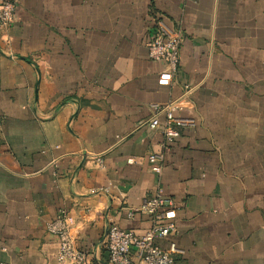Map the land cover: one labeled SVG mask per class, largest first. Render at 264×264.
Instances as JSON below:
<instances>
[{
	"label": "crops",
	"instance_id": "obj_1",
	"mask_svg": "<svg viewBox=\"0 0 264 264\" xmlns=\"http://www.w3.org/2000/svg\"><path fill=\"white\" fill-rule=\"evenodd\" d=\"M12 1L0 30V264H58L46 224L61 211L75 246L106 264L108 227L143 235L139 208L158 189L175 231L155 244L175 243L174 264H264V0ZM160 26L181 35L168 87L146 48ZM169 102L181 124L165 146L148 123Z\"/></svg>",
	"mask_w": 264,
	"mask_h": 264
},
{
	"label": "built area",
	"instance_id": "obj_2",
	"mask_svg": "<svg viewBox=\"0 0 264 264\" xmlns=\"http://www.w3.org/2000/svg\"><path fill=\"white\" fill-rule=\"evenodd\" d=\"M15 15L16 7L13 1L0 0V30L9 29L14 22ZM180 45L181 35L166 32L163 26H160L158 32L148 40L146 44L148 57L164 66L157 78L159 87L170 85L179 64ZM177 110L178 107L173 102L157 106L148 123V129L160 131L165 146L172 144L177 136L175 125L181 124L175 116ZM160 115L164 116L163 122L158 118ZM147 160L152 172L156 176L160 175L162 157L152 154L147 157ZM97 163L102 165L101 159H98ZM139 212L148 216L152 224L143 235H137L132 231L122 230L113 225L106 230L104 237V246L107 251L106 264H174L182 253L175 243L169 242L166 249L155 244L156 240L166 239L170 233L175 231L172 222V202L163 197L158 189L142 204ZM129 216H132V213H129ZM165 220L168 221L166 224L158 223ZM73 224V219L63 211L58 213L53 221L46 224V231L58 239L57 263L102 264L86 251L79 250L75 246L71 234ZM134 257L138 259L137 263L133 262Z\"/></svg>",
	"mask_w": 264,
	"mask_h": 264
}]
</instances>
